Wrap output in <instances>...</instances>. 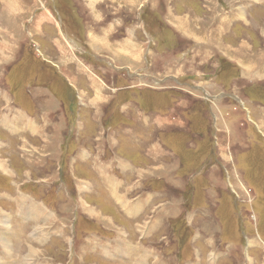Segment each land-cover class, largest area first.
I'll list each match as a JSON object with an SVG mask.
<instances>
[{"label":"rangeland","instance_id":"374dc122","mask_svg":"<svg viewBox=\"0 0 264 264\" xmlns=\"http://www.w3.org/2000/svg\"><path fill=\"white\" fill-rule=\"evenodd\" d=\"M260 108L264 0H0V264H264Z\"/></svg>","mask_w":264,"mask_h":264},{"label":"crops","instance_id":"0c3cea01","mask_svg":"<svg viewBox=\"0 0 264 264\" xmlns=\"http://www.w3.org/2000/svg\"><path fill=\"white\" fill-rule=\"evenodd\" d=\"M44 11H46V10H44ZM62 11H63V13H64V15L66 16V17H68V15L71 13L72 15H73V18L74 19H76L75 18V16H74V14H73V10L72 9H70L67 5H63V7H62ZM138 16H139V13H138ZM140 22H141V20L139 19V26H140V29H141V25H140ZM61 23V22H60ZM28 34H29V36L28 35H26V34H24V37H25V40L27 39V38H29L30 39V37H31V34L28 32ZM72 35L71 36H73L74 38H76L77 36H75L73 33H71ZM68 37H69V34H66ZM80 35V34H79ZM78 35V36H79ZM97 35V34H96ZM65 37V36H64ZM98 37H99V39L101 38V40L103 41V45H100V42H99V47L98 48H100V47H103L104 49H109V48H112V47H114V45L116 44V43H112V40H111V38H109L107 35H101V34H99L98 35ZM62 38V37H61ZM73 39V38H72ZM22 40V38L20 39V41ZM65 40L66 41H70L69 39H67V38H65ZM73 40H76V39H73ZM148 40V39H147ZM101 41V42H102ZM34 42V41H33ZM62 42H63V38H62ZM73 42V41H72ZM35 43V42H34ZM74 43V46L76 45V43L75 42H73ZM83 43L85 44V46H87V48H89V46L87 45V43H85L84 42V40H83ZM36 44V43H35ZM55 44H56V46L58 47V49H59V51H60V54H61V58H62V61L63 62H65L66 64H68V62L69 61H72L73 60V58L70 56L71 55V53L69 52L70 51V48L67 46V45H65V43L63 42V45H64V47L61 45V43H60V40H57V41H55ZM148 44H150L149 42H148ZM74 46L73 47H71V50H73V48H74ZM96 47V46H95ZM98 48H97V51H98ZM89 49H91V51H92V53H91V55H93V57L98 61V62H101L102 63V61L104 60L103 59V57L101 56V53L100 52H98V53H100V54H98V53H96L95 51H94V49L92 50V48H89ZM147 49H148V47H147V45H146V47H145V51H142V52H140V56L143 58V61H144V67H142V66H136V67H133L132 68V70H130L129 68L130 67H128L129 66V64L131 63V60L128 58V61L127 62H124L125 64H120V65H122V66H124L126 69V72L128 73V75H130V76H135V75H137L139 72L140 73H142V72H145L146 71V67H147V65H148V61H147ZM127 50L129 51V53L132 55V56H134V57H136L137 56V54L135 53V51H134V49L132 48V47H128L127 46ZM144 53V54H143ZM128 57V56H127ZM137 59V57L135 58V59H133L134 61ZM108 62V64H109V62L110 61H107ZM118 65L119 64H117V66L116 65H114L113 63L111 64V67H110V71L114 74V73H116V67H118ZM82 69H86L85 67H83V66H80L79 64H77V66H76V71H78L79 73H82ZM177 73V72H176ZM175 73V74H176ZM96 74L100 77V75H99V73L96 71ZM96 74H92L91 75V80L92 81H98V76L96 75ZM80 75V74H79ZM139 77H141L142 75H138ZM175 76H177V75H175ZM178 77V76H177ZM177 77H174L173 76V78L172 79H174L175 80V78H177ZM73 79H75L76 80V82L75 83H77V82H79L80 81V83H81V78H79V76L75 73V74H72L71 73V75H68V76H66V82L69 84V85H71L77 92H78V94H79V87L77 86V84H75V83H73L72 82V80ZM91 81V82H92ZM113 82V80H111V83ZM200 87V86H199ZM97 88H100V85L97 87ZM127 90V89H126ZM128 90H131V89H128ZM69 98V97H68ZM70 99V98H69ZM71 109H70V111L71 112H73V107L71 106L70 107ZM259 112L257 113V114H259V113H262L263 112V116H264V110L262 109V108H260L259 110H258ZM20 114H22V112H19ZM17 116H21V115H19V114H17ZM209 116H210V121H212L211 122V124L212 123H215L216 121H217V117H216V114H215V112H211V111H209ZM3 118V117H2ZM145 118H147V116L145 115ZM3 124V123H2ZM111 189H113V187L111 188Z\"/></svg>","mask_w":264,"mask_h":264},{"label":"bare ground","instance_id":"6f19581e","mask_svg":"<svg viewBox=\"0 0 264 264\" xmlns=\"http://www.w3.org/2000/svg\"><path fill=\"white\" fill-rule=\"evenodd\" d=\"M40 17H41V15H40ZM7 47V46H6ZM5 120H6V118H5ZM4 120V121H5ZM255 120V119H254ZM256 121V120H255ZM260 125V124H259ZM0 169L1 170H5V165H4V163H2L1 161H0ZM84 203V202H83ZM92 209V208H91ZM90 211H94V209H92V210H90ZM91 213V212H90ZM94 213V212H93ZM95 213H97V212H95ZM92 214V213H91ZM5 240H6V238H5ZM7 241V240H6Z\"/></svg>","mask_w":264,"mask_h":264},{"label":"trees","instance_id":"16d2710c","mask_svg":"<svg viewBox=\"0 0 264 264\" xmlns=\"http://www.w3.org/2000/svg\"><path fill=\"white\" fill-rule=\"evenodd\" d=\"M232 66V64H230V63H223L222 64V69L223 70H226L227 68H229V67H231ZM211 122V121H210Z\"/></svg>","mask_w":264,"mask_h":264}]
</instances>
